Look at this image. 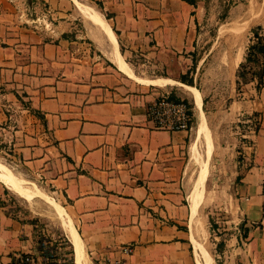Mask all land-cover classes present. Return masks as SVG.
I'll use <instances>...</instances> for the list:
<instances>
[{
    "label": "crops",
    "instance_id": "obj_1",
    "mask_svg": "<svg viewBox=\"0 0 264 264\" xmlns=\"http://www.w3.org/2000/svg\"><path fill=\"white\" fill-rule=\"evenodd\" d=\"M67 1L0 0V134L13 137L23 173L55 195L50 194L71 218L85 250L100 263L211 264L194 232L202 183L195 214L196 178L188 193L196 131L188 145L187 130L158 128L144 113L155 99L154 79L188 84L137 71L151 57L170 74L178 63L189 67L191 58L182 53L193 47L207 0H91L100 4L134 78L95 44L85 18L90 36L70 32V9L79 7ZM42 4L51 16L36 23L33 11L38 15ZM255 25L264 36V11ZM248 28L249 23L242 36ZM244 40L230 81L229 117L253 114L257 128L253 147L237 139L235 149L228 147L238 154L233 160L237 209L229 240L242 264H264V86L250 75L236 88L235 73L255 40L253 31ZM254 65L250 61L246 67ZM211 143L213 153L212 134ZM7 189L0 181V264L37 250L34 226L8 203ZM124 244L133 246L128 255L121 251Z\"/></svg>",
    "mask_w": 264,
    "mask_h": 264
},
{
    "label": "rangeland",
    "instance_id": "obj_2",
    "mask_svg": "<svg viewBox=\"0 0 264 264\" xmlns=\"http://www.w3.org/2000/svg\"><path fill=\"white\" fill-rule=\"evenodd\" d=\"M74 1L75 5H88L102 13L100 4H96L91 0ZM69 4L71 3L69 2ZM203 6L204 13L202 18H200V23L196 27L193 47L182 53L191 58V62L188 63L189 67H186L185 63H183V65L182 63H178L175 73L170 74L166 72L165 69H158L154 58L151 57L147 62L145 60L143 61L146 68L143 66L141 70L137 69V71L139 75L149 77L159 75L169 76L179 81H182V77L184 79L182 82L188 85L192 84L201 93L202 110L204 113V124L202 123V129H205L201 132V138H203V141H206V143H202V148L199 145V148L198 144H195V140L192 142L191 161L193 165L190 164V170L187 176V184L190 186L188 190L189 193L193 184V179L199 178L197 176H200V172H202L199 183H202L200 192L204 198L199 207L196 221L194 222V232L198 240L203 242L207 251L210 253L211 264H242L240 259L241 254H234L230 250L229 225L234 224L232 219L233 212L237 209L236 191L238 185V180L235 179L236 175L234 176L235 165L233 164V160L236 161L238 154L236 155L235 153L233 156L229 152L228 147H232V145L236 143V139L239 140V144H241L240 134L243 131H241V127L237 128L235 126L240 114L236 116L237 119H231V116L229 117L230 101L233 100L229 95L230 81L233 73L227 70L222 60L225 52L230 54L237 44L243 45L244 38L246 44L249 34L256 26L253 27V24L259 21L264 11V0H207L206 4ZM70 11L73 14L67 20L72 26L70 32L87 36L91 35L95 39V44L111 59L108 45L105 43L104 37L96 24L94 25L93 22L86 20L90 25L89 35L86 25L87 22L81 11L80 14L75 6L72 7ZM50 12V7L47 4H42L41 12H38V15H35L36 12L33 11L35 22L37 23L38 20L42 23L43 21H48V17L50 18L51 16ZM58 19L65 20L66 18L57 16L56 20ZM248 23L249 28H252L250 30L249 28L247 29L249 32L246 37L245 32L241 39L238 40L235 37L236 33L238 31L244 32ZM233 45H235L234 48H232ZM182 68H184L183 73L181 72ZM238 69L239 67L237 70ZM241 85L242 81L236 78V86L238 89H240ZM150 92H155V99L162 92H170L169 94H174L176 98L183 100L187 104L190 111L189 128L187 129V143L189 145L199 121L197 111L194 108L193 99L189 92L177 83L164 85L150 84ZM211 134L214 141L213 153H211ZM12 138V136L7 134L5 136L3 133L0 134L1 170L6 174L16 176L20 181L41 188L49 195L52 194L55 198L53 193L43 188L33 177L26 176L23 173L19 166L20 162L18 157L12 150ZM235 146L237 145L234 144V149ZM237 149L239 150V147H237ZM201 155L202 157H200ZM20 172L24 177L20 175ZM7 192H9L8 203L11 204V207L13 209H20L28 216L27 219L32 222L38 250H43V255L50 254L49 252H51L52 254H50V257L58 258L61 262L64 261L67 264H75L73 246L61 225L60 218L56 215L52 207L43 200L34 199L33 201H28L9 189H7ZM198 196L199 192L197 191V205ZM86 253L92 264H113L107 260L100 263L99 259L92 256L89 251Z\"/></svg>",
    "mask_w": 264,
    "mask_h": 264
},
{
    "label": "bare ground",
    "instance_id": "obj_3",
    "mask_svg": "<svg viewBox=\"0 0 264 264\" xmlns=\"http://www.w3.org/2000/svg\"><path fill=\"white\" fill-rule=\"evenodd\" d=\"M73 2L75 4V1L74 0H73ZM77 3H79V2H77ZM77 7H79L78 10L80 9L83 17L86 20H89V21L93 22L94 25L96 24V26L98 27V29L102 33V35L104 37V41L108 45V50L110 52L111 60L121 70H123L124 73L125 72L128 73L129 77L130 76H133V74L131 73L132 71H130L129 67L127 66L128 64H126L124 62L123 57L120 54V51H119V47L117 45V40H116L115 34L113 33L112 28H111V26H110L107 18L99 10L94 9V8H91L88 5H78ZM231 24H230V26H231ZM242 33H243L242 31H238L236 33L235 37L237 39H240L241 36H242ZM236 41H238V40H236ZM234 46L235 45H233L232 48H234ZM241 55H242V46H241V44H237L235 46V49L233 50V52H231L230 54H228L227 52H225L223 54V60L222 61H223V64L226 66L227 70H229L230 72H233V70L238 65V62H239V60L241 58ZM133 78H134V76H133ZM135 78L138 79V82L139 81H142V80L143 81H146V80L149 81L148 79L145 80V78H143L141 80L140 78H142V77H135ZM165 79H163V78H156V79H154L155 81L153 79H151V80H153L152 81L153 83H156V84H159V85H164L165 83H167V82H169V81L172 80V79H169V81H168V78H167V80H165ZM171 82H173V81H171ZM142 83H144V82H142ZM146 83L147 82H145V84ZM175 83H177V82L175 81ZM181 86H183L189 92L190 96L193 99L194 108L196 109L197 114H198V117H199V121H198V123L196 125V137H195V141L196 142H195V144L197 143L198 146L200 145L201 148H202V145H203L202 143H206V141L204 142L203 141V138H201L202 137L201 136V132L204 129V128L202 129V127H203L202 123L204 124V122H203V120H204V113H203V110H202V97H201V93L195 87L188 86V85H183V84ZM200 146H199V148H200ZM200 157H202V155ZM207 159H208V156H207ZM201 174H202V172H200V176H202ZM200 176L199 175L197 176V177H199V178L196 179L197 181H195V183L196 182L197 183H196L195 186L192 187V188H194V189H192V191L194 190L192 192V194H193L192 195L193 196L192 197V200H194V203H193V214L196 213V208H197L196 195H197V191H198V184H199L200 178H201ZM0 181L9 190H11L12 192L16 193L17 195H19L20 197L24 198L25 200L33 201L34 199H38V200H43L48 205H50L52 207V209L55 211L56 215L60 218L61 225H62L64 231L66 232V234H67V236H68V238H69V240H70V242H71V244L73 246V250H74V262H75V264H92L90 262V259L87 256V253H86V250H85L84 245L82 243V240L79 237V235L77 233V230L75 228V225L73 224L71 218L65 212V210L62 208V206H60L59 203H57L51 197V195H49L47 192H45L44 190H42L41 188H39V187H37V186H35L33 184L20 181L19 178H16V176H14L12 174L11 175L10 174H6L5 172H3V170H1V168H0ZM192 240H194V239H192ZM193 242H196V241L194 240ZM195 244H197V242ZM197 248H198V246H197ZM201 252L203 254V251L202 250H201ZM196 255H197V253H196Z\"/></svg>",
    "mask_w": 264,
    "mask_h": 264
},
{
    "label": "built area",
    "instance_id": "obj_4",
    "mask_svg": "<svg viewBox=\"0 0 264 264\" xmlns=\"http://www.w3.org/2000/svg\"><path fill=\"white\" fill-rule=\"evenodd\" d=\"M260 86H264V73L258 81ZM170 92L160 93L156 99L145 105V116L153 122L158 128L167 130H187L189 128L190 113L189 107L183 100H171L168 98ZM257 119L250 114L248 116H239L236 121V127L242 128L240 134L241 143L253 147L254 136L257 128ZM256 124V125H255ZM240 131V132H241ZM260 214L264 217V178L261 186ZM132 244H124L121 247L123 254L128 255L132 252ZM40 251V252H39ZM52 254L51 252H49ZM50 254L43 255V250L37 248L35 252H23L16 255L13 264H67L61 262L58 258L50 257ZM43 255V256H42Z\"/></svg>",
    "mask_w": 264,
    "mask_h": 264
},
{
    "label": "trees",
    "instance_id": "obj_5",
    "mask_svg": "<svg viewBox=\"0 0 264 264\" xmlns=\"http://www.w3.org/2000/svg\"><path fill=\"white\" fill-rule=\"evenodd\" d=\"M187 1L194 2L195 0H187ZM260 28H261L260 26H255L252 30L255 40L250 42V44H248L245 60L244 62H241L239 64V69L235 73L239 81L240 80L242 82L246 81L250 77V75L258 77L259 78L258 81H260L261 76L264 73V36L260 34L259 32ZM250 61L255 65L253 67L251 66L250 68H247L246 67L247 63ZM247 72H249V74H247ZM181 80L184 81L182 77ZM236 88L238 89L237 86ZM168 98L175 101L180 100L179 98H176L174 94H169Z\"/></svg>",
    "mask_w": 264,
    "mask_h": 264
}]
</instances>
